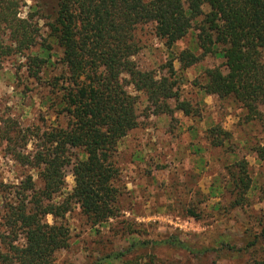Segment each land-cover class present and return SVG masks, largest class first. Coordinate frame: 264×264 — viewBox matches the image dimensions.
Masks as SVG:
<instances>
[{
  "label": "rangeland",
  "instance_id": "374dc122",
  "mask_svg": "<svg viewBox=\"0 0 264 264\" xmlns=\"http://www.w3.org/2000/svg\"><path fill=\"white\" fill-rule=\"evenodd\" d=\"M19 18L34 28L36 45L21 54L0 52V232L5 202H14V191L21 190L29 177L35 188L36 152L42 148L43 132L51 126L67 125L68 117L58 108L66 68L61 50L48 37L45 22L55 8V0H14ZM203 11L209 10L203 5ZM0 25V44H11ZM195 26L170 47L155 35L151 24H141L135 36L141 48L132 59L156 77L170 75L180 99L198 109L187 116L167 104L170 113L152 106L141 91L125 78L126 90L136 96L138 125L117 143L113 160L118 169L115 186L119 189L118 210L105 222L92 224L72 202L61 222L68 229L65 248L53 255L52 264H96L112 252L119 258L104 264H248L264 257V159L256 148L264 143V103L259 114L246 118V110L232 97L220 98L200 89L204 70L218 66L224 72L223 58L207 54L189 67H181L179 53L184 48L200 52L194 44ZM50 49V60L42 65L38 77L30 75L28 55ZM58 79L59 83L53 85ZM212 124L221 127L222 146H213L207 136ZM71 161L82 154L70 150ZM242 161L250 187L238 203V189L232 171ZM72 166L64 167L62 189L56 202L71 192ZM237 172V171H236ZM46 222L53 223L51 214ZM14 244L24 243L21 229ZM169 236L198 249L217 248L226 238L240 253L210 251L194 256L190 252L162 243ZM148 241V243H146ZM254 245L246 249V245ZM1 248V246H0Z\"/></svg>",
  "mask_w": 264,
  "mask_h": 264
},
{
  "label": "trees",
  "instance_id": "16d2710c",
  "mask_svg": "<svg viewBox=\"0 0 264 264\" xmlns=\"http://www.w3.org/2000/svg\"><path fill=\"white\" fill-rule=\"evenodd\" d=\"M47 16L48 37L61 50L66 68L61 98L57 105L68 117L67 125L51 126L43 132L42 148L36 152L37 176L41 187L24 182L14 191V202H5L1 215L4 231L0 232V264H52L53 255L67 246L68 229L61 222L70 203L78 204L92 224L114 217L118 210L119 189L115 186L118 169L113 155L118 141L137 127L136 96L125 87V78L136 91L145 94L154 107L170 113L167 101L184 115L195 116L198 109L180 99L170 75L156 77L140 69L132 57L141 44L135 36L139 25L151 24L155 35L170 47L195 26L194 44L200 50L184 48L178 56L181 67H189L207 54L223 58L225 72L218 66L204 70L200 89L220 98L232 97L246 110V118L259 114L264 103V0H55ZM203 5L209 10L203 11ZM14 0H0V25L7 31L9 45L0 44L1 54L23 53L36 45L34 28L26 19L16 16ZM50 49L28 55L30 75L38 77L42 65L50 60ZM59 83L58 79L52 84ZM207 136L213 146H222L226 135L212 124ZM82 157L71 161L70 150ZM264 159V143L256 148ZM72 166L74 185L63 199L54 197L62 189L64 167ZM232 171L238 189V201L250 187L245 164H235ZM51 214L53 223L45 220ZM21 229L24 243L17 245ZM148 243V241H146ZM167 243L197 256L210 251L230 250L240 253L226 238L217 248L198 249L169 236ZM254 242L247 244L246 249ZM112 252L101 256L96 264L123 256ZM248 264H264V257L252 258Z\"/></svg>",
  "mask_w": 264,
  "mask_h": 264
}]
</instances>
